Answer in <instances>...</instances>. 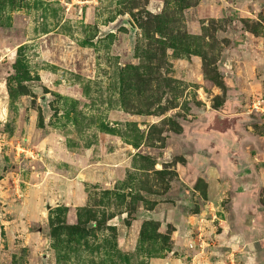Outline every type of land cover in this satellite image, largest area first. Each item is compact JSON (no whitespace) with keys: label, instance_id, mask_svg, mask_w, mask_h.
<instances>
[{"label":"rangeland","instance_id":"obj_1","mask_svg":"<svg viewBox=\"0 0 264 264\" xmlns=\"http://www.w3.org/2000/svg\"><path fill=\"white\" fill-rule=\"evenodd\" d=\"M0 264H264V0H0Z\"/></svg>","mask_w":264,"mask_h":264},{"label":"bare ground","instance_id":"obj_2","mask_svg":"<svg viewBox=\"0 0 264 264\" xmlns=\"http://www.w3.org/2000/svg\"><path fill=\"white\" fill-rule=\"evenodd\" d=\"M241 219V218H240Z\"/></svg>","mask_w":264,"mask_h":264}]
</instances>
